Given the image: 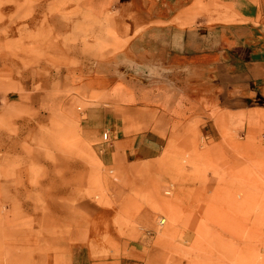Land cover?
<instances>
[{
    "label": "crops",
    "instance_id": "1",
    "mask_svg": "<svg viewBox=\"0 0 264 264\" xmlns=\"http://www.w3.org/2000/svg\"><path fill=\"white\" fill-rule=\"evenodd\" d=\"M25 1L20 9L34 16L22 23L49 27L12 34L10 16L0 20L7 31L0 43L22 41L23 60L0 57V67L13 71L0 84L6 88L0 109L19 135L67 125L99 145L105 166L127 172L149 165L193 124L197 131L209 126L212 137L229 131L244 140L264 138V0H68L67 13L76 15L67 25L108 24L121 46L115 61L77 63L59 39L72 33L53 9L59 0ZM1 6L0 12L10 8ZM99 29L102 36L106 25ZM26 183L27 177L4 182V196L15 227L31 234L42 210ZM84 200L87 211L109 215L110 209ZM96 235L84 222L74 225L67 239L57 240L64 250L54 252L51 264H155L136 231L107 224Z\"/></svg>",
    "mask_w": 264,
    "mask_h": 264
},
{
    "label": "rangeland",
    "instance_id": "2",
    "mask_svg": "<svg viewBox=\"0 0 264 264\" xmlns=\"http://www.w3.org/2000/svg\"><path fill=\"white\" fill-rule=\"evenodd\" d=\"M58 4L53 9L66 21L61 28L72 30L67 36L60 33L59 39L72 52L73 63L122 57L116 54L121 46L112 27L102 22L71 27L67 22L76 13L66 8L72 1ZM5 5L10 8L1 9L0 20L10 16L12 34L49 27L23 24L34 12L23 13L21 0H0ZM46 11L52 13L51 2ZM105 25L101 36L99 26ZM0 34L7 31L2 28ZM21 43H0V57L23 60ZM12 77V69L2 65L0 84ZM2 87L0 108L6 91ZM10 121L9 113L0 109V264H51L54 252L64 250L57 240L67 239L70 229L83 222L96 229V236L107 224L136 231L155 264H264L263 137L244 140L229 131L212 137L209 126L197 131L193 124L188 135L173 137L160 157L127 172L105 166L99 145L70 132L67 125H46L34 134L19 135ZM15 177L22 183L27 177L42 210L39 229L31 234L15 227L11 200L4 196L3 183ZM85 197L92 207L110 209L109 215L87 211ZM113 212L119 215L111 218Z\"/></svg>",
    "mask_w": 264,
    "mask_h": 264
},
{
    "label": "built area",
    "instance_id": "3",
    "mask_svg": "<svg viewBox=\"0 0 264 264\" xmlns=\"http://www.w3.org/2000/svg\"><path fill=\"white\" fill-rule=\"evenodd\" d=\"M104 139H105V140H108V132H105V133H104ZM165 221H166L165 218L162 219V220H161V222H162L161 224H164Z\"/></svg>",
    "mask_w": 264,
    "mask_h": 264
}]
</instances>
